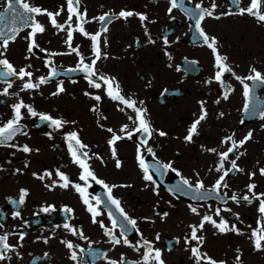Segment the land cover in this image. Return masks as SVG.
<instances>
[{"label":"flooded vegetation","instance_id":"flooded-vegetation-1","mask_svg":"<svg viewBox=\"0 0 264 264\" xmlns=\"http://www.w3.org/2000/svg\"><path fill=\"white\" fill-rule=\"evenodd\" d=\"M8 2L9 0H0V16L4 17V19L0 21V29L7 31L9 30V25L17 28L25 27L23 25L28 23L26 20L22 21L18 19L13 12L7 11ZM12 2L16 6L17 12L22 13L23 9L19 7V5H16V0H12ZM23 2L30 4V6L47 9L51 12H56L63 6L64 12L57 17V21L63 24L67 19L66 0H23ZM177 2L181 4V6L172 9L171 13H169V8L171 7L170 0H81L80 11L83 12L86 10L87 19L91 21L85 24V30L91 34H95L101 29V24L93 20V18L105 13L112 12L118 14L121 10H126L147 15L148 20L143 23L137 16L129 17L127 20L123 18L113 19L112 23L108 25V32L101 36L102 57L103 54L106 53L107 59L102 58L99 60L96 65V70L98 75L114 77L119 85L123 86L122 95L126 98L131 97L136 100L138 107L150 111L153 102H156L161 108L168 110L163 118L160 119L158 118L159 115H157L156 120L152 122L151 126L154 132L152 138L148 140L147 147H143L139 142V133H137L135 136L137 151L125 157L124 155H119L118 150L115 148V157L113 156L112 150H110V154L124 164L128 162V159L131 160L133 163L132 170L137 172L136 175H139L142 170L139 165L138 154L142 153L143 156L146 155V150L148 148H151L152 152L155 153L154 156L149 153L148 158H164V155H168L173 151L175 155H169L165 159L180 157L181 153L184 152V145L187 146L182 134L185 133V136L188 134V129L201 114V103H203V108L207 111V118L198 126V135L204 127L216 128L213 130L218 135L220 132L224 131V140L228 136H233V139L240 141L244 139L249 132L252 133V139L244 144L242 148H239L236 153L230 154L229 158L231 161L235 159L239 153H244V155L239 156V159L236 161L239 168L243 169L240 174L248 176L251 181L250 184L256 185L255 192L257 194L264 193V175L260 174V169L264 168V119H261L259 115V113L264 110V85L254 83L253 81H245L252 90L249 97L246 98L244 96L243 85L235 78L236 76L246 77L251 75L250 69L253 67L264 74V41L257 39L252 49H245V46L238 43L236 37V35H239L241 38H244L245 31L243 29L245 27L243 25V20L247 23L246 25L256 31L257 35L264 32V22H259L255 17L247 13L244 15L238 14V8L234 0H215L217 8L214 15L220 16V18L215 19L206 17L202 21L201 26L210 37H215L217 39V47L220 54L227 57V64L231 66L235 73V75L226 73L222 78L225 81V84L222 86L221 83L217 82L214 78L215 72L217 71L214 66V54L212 50L204 44L202 38L198 36L195 29L194 17L190 18L189 12L185 11L186 9L195 11V5L201 3L202 0H182V3L181 0H177ZM211 2L212 0H203V6L206 8L210 7ZM249 4L250 0H241L239 7L246 8ZM229 11L234 14L223 15V13ZM261 12L264 13V0H262L261 3ZM34 19L44 25L46 29L44 33H38L36 36L38 47L29 51L31 27L26 26L16 35L14 41L9 42L6 50L0 48V53H3L0 59H7L17 71L21 68L27 69V71L33 74L31 78L33 83H37L41 77L49 78L50 81L48 83L54 81V90L56 92L62 83L64 91L59 95H55V97H61L63 94L68 93L69 102H63L62 104L64 107H73L75 112L68 113L62 106H60V108L58 107L59 113L64 117H68L69 122L65 123L62 128L56 129L46 123H39L37 117H31L27 114L26 109H22L23 119L20 123L27 126L25 127L27 135L18 134L14 142L11 141L6 144H0V159H2L3 155H6V158L10 160L11 163L12 160H21L23 167L21 169L16 167L19 171L15 169L18 176L33 175L34 173L45 174L46 172L55 173L58 169L64 174L73 172L81 175L82 169H76L79 167L78 165L67 161V152L71 155L67 136L75 132L78 134L82 143L85 144V140L89 138V130L87 128L92 125V121L88 119L87 115H85L84 119L79 118V112L87 109L89 106L95 107L96 103L94 97L101 96L103 98L104 90L106 91L107 86L104 85L99 89L94 88L89 84L86 73L79 70L69 71L70 69H77L79 56L72 52L71 48L65 43L67 39V27L64 32H60L51 26L47 16L34 15ZM77 23L76 17L73 16V28L77 26ZM216 23L224 27L228 24L227 26L231 27L230 32H232L235 37V44H228L225 42L222 30L218 29ZM231 23L233 24L231 25ZM105 37L107 41L106 44ZM165 38H167V44L164 43ZM150 40L154 41V43L150 42ZM71 47L79 48L80 53L85 58L84 62L91 63L94 56L90 39L84 37L79 32H74ZM235 53L237 54L235 55ZM42 61L49 65V71L43 74L44 66L41 64ZM49 61H51V64H49ZM114 61H132L135 65L134 73L139 79L138 82L128 81V85L125 84L121 74L111 67V63ZM29 65H31V67H28ZM208 65H210V71L207 69ZM145 67L148 70L142 69ZM53 68L56 70V76H52ZM4 70L5 69L0 68V71ZM36 70L39 71L36 72ZM174 73L177 75L175 83L172 79ZM126 74L128 75L129 73ZM7 79L12 82V87L8 89V95H0V106H4L3 109L0 108V127L14 118L13 105L17 103L19 99H22L25 104H31L26 98H18L16 97L17 95H15L18 93V89L15 87L16 83L14 81H19V86L22 87L23 83L26 82L28 78L26 77L24 81L19 80L17 77ZM159 81H161L160 85L158 84ZM97 82L103 84L102 81L97 80ZM142 82H148L149 84L147 86L142 85ZM0 84H2L0 86L2 90L7 87V82H5L4 79H0ZM228 89H231V91L228 94V98L224 99L225 92ZM126 90H128L127 93H125ZM0 93L2 92L0 91ZM185 98V103L181 104L180 99ZM8 101H10V103H7ZM141 101H143L142 104L140 103ZM224 101L231 102L228 109H232L231 114L233 118H229V121H224L223 119L226 116L220 115L225 111L222 104ZM110 103L112 107L109 105L104 107V110H107L108 113L111 114L112 112H116L117 114L121 111L120 109L122 108L120 107L123 105L118 101L111 99ZM246 103L249 107V112L247 114L244 112ZM32 104L35 106H31L36 111H39L36 108L37 105L35 103ZM99 110L100 108L98 107V111ZM173 115H175V117ZM183 118H185L184 125L180 122V119ZM169 119L178 121L175 128H173L174 126ZM242 120L243 123H241ZM108 126L115 127V124H108ZM226 126H229L231 129H222ZM52 131L54 132L52 133ZM160 131L167 133V135L160 136L158 134ZM52 134H54V136H52ZM39 137L44 141H53L56 138L55 147L59 152L52 153V159L41 158L40 161L44 168L42 169L39 167L36 170L32 167L33 160H35L33 155L36 154L45 157L51 154V152L48 153L45 148L40 147L36 149L35 140ZM21 138H24L23 143L19 140ZM7 144L14 145L12 146L14 149L19 145L20 148L27 145L33 149V151L30 153H24L22 151L13 152V148L9 147ZM230 146L231 144L229 142L225 151ZM129 147L130 143L126 149L128 150ZM200 149L205 151L206 146L201 145ZM213 149L217 150L216 147ZM85 150L89 153L90 157L87 161L88 164H93L94 159H102L99 155L94 154L93 151H89L88 148ZM97 157H100V159ZM53 160L59 162V164H52L51 161ZM6 166H8V164L3 167ZM177 166L180 167L181 165L178 164ZM13 170V167H7V171L4 175H13ZM91 170L94 172V169L91 168ZM115 170L119 169L115 168ZM252 173L255 175L251 176L250 174ZM73 179H75L73 176L70 177L71 181H73ZM231 180L233 184H237V175L233 176ZM77 181L76 184L84 186V181H80L79 179ZM60 183L62 182L56 183V186ZM244 186V183L240 184L241 188H244ZM49 188L51 189L52 187ZM233 188L236 191L235 193L240 194V190L236 189L239 187L233 185ZM93 189H95L94 182L89 180V199L90 196H92L91 193H93ZM12 199L13 197L7 196L6 201H0V212L2 211V213H0V223L5 225L2 231L5 230L4 232L6 233H9L10 229H12V226H9V223L12 221L24 219L27 225H29L30 215L27 214L24 216L20 214L21 216L13 217L9 221L4 220L5 218L10 219L14 214V207L10 205ZM44 199L46 200V197H44ZM123 204L127 208V212L130 213L132 219L138 215L137 208L132 206L127 199L126 202L123 201ZM83 205L84 213L91 219V213L87 210V206L84 203ZM217 205L221 207L220 204ZM46 207L47 205H44V208ZM98 210L101 209L98 207ZM52 211H56V208L50 211L43 210L40 212L47 213ZM105 213L107 214L106 211ZM231 213L233 215L235 214L234 212ZM244 216H248L247 213H245ZM71 217H73V214ZM107 217L108 219L110 218L109 216ZM76 220L80 222V220ZM248 220L250 224L249 230L252 231L254 227H257L259 219L255 220L254 216L250 215ZM22 222L23 220L17 222L15 229L23 227L25 224H22ZM239 223L241 224L240 219ZM136 229L138 228L136 227ZM136 229H131V227H129L128 231L132 232L127 238L130 240L133 238L138 242L140 241V231ZM118 230L121 235V229ZM103 234L105 235V228H103ZM121 256L125 258V254L120 255V258ZM180 263L187 264L185 260H180Z\"/></svg>","mask_w":264,"mask_h":264},{"label":"snow or ice","instance_id":"snow-or-ice-1","mask_svg":"<svg viewBox=\"0 0 264 264\" xmlns=\"http://www.w3.org/2000/svg\"><path fill=\"white\" fill-rule=\"evenodd\" d=\"M237 8H238V14L244 15L247 13L248 15H251L255 17L259 22H264V13L261 12V3L262 0H250V4L248 7H239L241 0H234ZM182 3V0H181ZM16 5H19L23 9V12H17L16 6L13 4L12 0H9L8 2V9L7 11L13 12L15 16L18 17V19L22 21H27L28 23L25 25L27 27H31L30 37H31V43L29 45V51H31L33 48L38 47L36 43V36L38 33H44L45 32V26L40 24L38 21H35L34 15L37 16H47L49 19V22L51 26L60 32H64L67 27V39L65 43L71 48V51L76 53L77 56H79V64L77 66V69H70L69 71H82L87 74V79L89 84L94 88H101L102 86L106 85V93L107 95L114 101H118L120 104L124 105L125 108L131 109L132 112L135 114V119L133 116H128V119L136 125L133 131H129L128 125H123L120 129L122 133H125L126 135H117L112 128H108L107 131L109 133H112V137L109 140V144L112 145V153L115 157L116 149L115 145L118 141L123 140L125 138L132 139L134 133H144L146 136V139L143 140V143L146 145L148 142V139L152 138L154 129L152 128L149 119L147 118V109L138 107L137 101L132 99L131 97L126 98L124 95H122V89L120 88L119 83L115 80L114 77H109L105 75H98L96 70V65L99 60L102 58L107 59L106 53L103 54L102 57V48H101V36L104 33L108 32V25L112 23L114 18H123L127 20L129 17L137 16L139 20L143 23L144 21L148 20V17L146 14L141 13H134L132 11H126L121 10L118 14L116 13H105L103 15H100L98 17H94L93 20L98 21L101 24V29L97 31L95 34H91L85 30V24L90 23L87 19V11H80V5L81 0H66L67 5V19L63 24L59 23L57 21V17L60 16L64 12V7L61 6V8L56 12L48 11L47 9H42L40 7H34L30 6V4L23 2V0H16ZM171 7L169 8V13H171V10L177 7H180L181 4H178L177 0H170ZM217 8V5L215 3V0H212L210 7H204L203 6V0L201 3H198L195 5V11L186 9V12H189L190 18L195 19V29L198 33V36L202 38L203 42L207 47H209L215 58V68L217 71L215 72V80L217 82H220L223 86L225 84V81L222 79L226 73H231L235 75L233 72V69L231 66L227 64V57L220 54L217 44L218 41L215 37H210L202 28L201 23L206 17H212L215 19H219L220 16L214 15L215 10ZM34 14V15H33ZM231 11L227 13H223V15H232ZM73 16L76 17L77 26L73 28ZM4 19L3 16H0V21ZM20 28H17L13 26L9 32L4 31L3 29H0V48L7 49L9 42L14 41L16 38V35L19 33ZM79 32L84 37L88 38L92 42V49H93V56L94 58L91 60V63H85L84 56L80 53L79 48H72V40H73V33ZM106 37H105V44H106ZM153 42L154 41H151ZM164 43L167 44V38H165ZM3 53H0V56H2ZM171 58V57H169ZM195 63V62H193ZM49 64H51V61H49ZM28 67H31L29 65ZM0 68L5 69L4 71H0V79H4L5 82H7V87L3 90L0 95H8V89L12 87V82L8 80L7 78L11 77H17L19 80L24 81L27 77L28 80L23 83L21 87V91H28L32 89H38L40 85L46 84L49 82V78L41 77L39 78V81L37 83H33L32 73L27 71L25 68H21L19 71L7 60V59H0ZM179 70V69H178ZM251 75H248L246 77H240L236 76L235 78L240 81V83L244 87V96L247 98L250 95V92L252 91L251 88L245 81H253L254 83L264 85V74L257 71L255 67L250 69ZM56 70L55 68L52 69V76H56ZM95 78V79H94ZM97 80L102 81L103 84L98 83ZM64 91V88L62 86V83L58 87L57 92L53 93V95H59ZM167 91V90H165ZM231 91V89H228L225 92L224 99L228 98V94ZM15 95H19V93H16ZM95 100L99 101L101 99L100 96H95ZM219 102V101H217ZM141 104L143 101L140 102ZM22 109L27 110V114H29L31 117H39L41 121L44 122H50L51 126H53L56 129L62 128L66 121L60 120V119H54L52 116L38 113L31 105L25 104L22 99H20L17 103L13 105L14 110V118L9 120L4 126L0 127V144H6L9 141H12L16 135H27V133L23 130V126L20 124V121L23 119ZM95 110V109H93ZM121 111H124V109H120ZM244 112L247 114L249 112L248 104L246 103L244 106ZM221 116L223 113L220 114ZM260 118L264 119V110H262L260 113ZM207 118V111L203 108V103H201V114L199 115L198 119H196L191 127L188 129V134L185 136V140L187 142H191L193 140V137L195 135H198V126L201 124L202 121L206 120ZM243 123V120L241 121ZM160 136H166L167 133L160 131L158 133ZM252 139V133L249 132L248 135L240 140L236 141L233 139V136H228L225 140L222 141L224 144H228L230 142L231 146L224 152L217 153L219 156V163L218 166L215 168V171L217 173H222L219 178L217 179L216 183L213 185L211 189H205L204 182L202 180H198L197 183L193 186L191 182L187 179L182 178V184L187 186L189 189L193 190L194 195L193 199L196 200H207L210 199L211 196L209 193L215 192L217 195H219L221 188H227L228 185L226 183V177L229 176V173L232 171L236 172H242L243 169L239 168L237 164V160L239 159V156L244 155V153H239L235 159H232L230 161V168L225 169V161L229 160V156L232 153H236L239 148H242L244 144H246L249 140ZM67 140L69 142V149L73 158V162L77 164L81 169L82 173L79 177L81 181H84V186H81L80 184H74L72 187H74L75 191L80 194L83 203L87 206V210L91 213L92 216V222L97 223L96 217L101 215V212L98 210V205L102 203L99 197H94L96 204L93 205L92 201L89 199L88 194V186H89V180L95 181L98 184H102L107 189V199L111 202L112 205H115L116 209L119 210V214L122 217L124 223L120 225L121 227V238H117L114 233V229L117 227V221L115 218H113L112 212H109L108 215L111 218L112 228L107 229L105 228V235L110 237V242L114 245H120L123 243L124 245H127L128 247L133 248L136 252H140L141 249H144V252L142 254V260L140 261H134L131 262V264H165L164 259L162 258V251L154 246V244L144 239L141 234V240L138 241L136 244L130 243L129 239L127 238L126 233L129 230V226L131 229H136L137 221L135 219L130 218L125 212L124 209L120 206V201L115 199L111 193H112V187H109L107 184L104 183V181L97 179L95 173L91 170V166L88 164L89 153L87 151H81L83 149L87 148V145L83 144L82 141L79 139L78 134L73 132L67 136ZM14 146V145H9ZM20 151L24 153H30L33 151L30 147L27 145H24L22 148H20ZM147 151L151 153L153 156L155 153L152 152L151 148H148ZM208 151L216 153V149H209ZM139 153V149H138ZM100 159V157H97ZM138 161L141 169L145 173L144 179L146 181H152L153 180L152 174L149 172V165L145 163V160L143 159L142 153L138 154ZM120 166L119 161H117V167ZM161 169L163 170H171L176 171V169L172 168L171 163L168 164H160L159 167L156 169L157 172H159ZM19 171V169H17ZM179 174V173H178ZM260 174L264 175V168L260 169ZM52 173L46 172L44 176H40L39 179L43 180L45 176L51 177ZM198 175V174H197ZM251 176H254L255 174H250ZM57 176L62 183H60L58 186L61 188H68L71 184V181L69 180V177L66 176L63 172H57ZM56 182L54 181L52 185L49 187H55ZM256 185L250 184L248 185V191L252 194L244 195L241 198H237L236 196H233L232 199L239 202L240 199L246 202H251L253 199L259 201L258 206V213L261 217V219L257 222V227L251 231L250 239L253 241L254 249L257 251L264 250V193L257 194L255 192ZM180 189L178 188L177 191ZM28 193L25 190H22V194L20 196V199L18 201L19 204L24 203V198L27 196ZM12 203H17V201H11ZM191 212L194 214L199 215L196 207L190 208ZM47 211V209H45ZM65 212H72L71 208H65ZM221 209H216V216L220 215ZM166 215V214H165ZM16 216H19V212L16 213ZM205 223H209L215 228L219 233H226V232H235L238 235H243L242 232L235 226L232 225L229 227L228 222L221 218L219 222H217L216 219H214L210 215H204L202 217V221L199 225H191V234L190 238H186V244H191L193 241L196 242L197 246L191 247V255L195 260V264H227L226 261H217L210 257L207 252H201L200 247L203 245L204 242V236L198 235V231H202L204 228ZM65 228H69L70 231L74 235L77 234L76 229L70 228L69 225H65ZM101 227L104 228L105 226L101 222ZM138 231V229H136ZM79 235L82 239H86L84 237L83 232H79ZM20 239L23 240V236H20ZM157 240H159V235L156 237ZM45 243L47 241L45 240ZM65 243L66 247L71 251L74 249V245L71 242L63 241ZM177 243L179 241L177 240ZM14 246L10 245L8 243V234L0 235V261H4L6 259H10V257L7 256L8 252L14 251ZM81 253L84 252V249H80ZM238 255L236 256V264H241V254L240 250L237 249ZM47 255V254H45ZM99 256L105 257V253H98ZM70 258L73 261H78L77 253L75 251H71ZM79 264V262H78ZM108 264H128V262L125 261V258L121 256V259L119 262L117 261H108Z\"/></svg>","mask_w":264,"mask_h":264},{"label":"rangeland","instance_id":"rangeland-1","mask_svg":"<svg viewBox=\"0 0 264 264\" xmlns=\"http://www.w3.org/2000/svg\"><path fill=\"white\" fill-rule=\"evenodd\" d=\"M88 1V0H87ZM243 20V25H244V31L245 35L244 38H241V36L236 35L238 39V43H241L243 46H245V49H252L257 41V39L264 41V32L259 35L256 34V31L246 25L247 23L244 22ZM240 22V21H239ZM210 23V22H209ZM212 23V22H211ZM218 25V29L222 30V33L225 38V42L235 44V37L232 32H230L231 27L227 26H222L219 23H216ZM233 23H231L232 25ZM213 26V25H212ZM211 26V27H212ZM215 30V29H214ZM217 30V29H216ZM255 40V41H254ZM50 46V45H47ZM237 53H235L236 55ZM234 55V57H235ZM111 67L117 71L118 73L121 74L122 79L124 80L125 84H127L128 81L131 82H138V77L135 75V65L133 64L132 61H114L111 63ZM144 70H148L146 67L142 68ZM208 71H210V65L207 66ZM38 72V71H36ZM126 73H129L128 75ZM172 79L174 80V83L176 82L177 75L174 73L172 76ZM15 87L18 89L19 95L16 96L18 98L23 97L26 98L27 100L30 101V103H35L37 105V109L39 111L43 110H51L53 113L57 112V106L62 108L68 112V113H74L75 109L73 107H64V103L69 102V94L65 93L61 97H55L49 95L50 91L53 90L54 85H46L40 87L38 91L35 90H28V91H21V87L19 86V81H14ZM160 82L158 84L160 85ZM147 83V82H146ZM149 84V83H148ZM2 84H0L1 86ZM128 85V84H127ZM142 85H146L145 82H142ZM147 86V85H146ZM159 89V88H158ZM81 98V97H80ZM82 99V98H81ZM185 99H180L181 104L185 103ZM7 103H10L8 101ZM231 102L230 101H225L223 102V107L225 109V118L223 119L224 121H229L230 117L232 118L233 116L231 115V110L228 109L230 106ZM4 106H0V108L3 109ZM170 108V107H168ZM152 109L155 115H159L158 118H163L165 113L167 114V109L161 108L156 102L152 105ZM84 113H87V111H82ZM90 113V112H89ZM91 114V113H90ZM116 113L112 112L110 116L114 118V115ZM175 117V115H173ZM110 117V118H111ZM121 121L124 120L123 116L121 115L119 117ZM165 119V118H164ZM172 122V125L175 128L178 124L177 120H172L169 119ZM103 121V120H102ZM103 122L105 123H113L114 122L111 119L104 120ZM119 122V121H118ZM181 124L184 125L185 118L180 119ZM212 127H205V131L209 132L208 134H204L203 136L206 137V140H201L202 137H200L196 143H188L187 146L184 145V155L178 157V160L180 164L183 165V168L188 171H192L193 168H198L197 166L199 165H204L206 167H209V162L213 158V154L211 153H205L201 151L199 145L200 143L208 144V145H215V143H218L220 134H216V132ZM216 129V128H214ZM219 129V128H217ZM94 133L90 135V140L93 142H99L100 145H103L105 142L106 137L109 135V133H99L97 130H100L96 124L95 128L93 129ZM179 130V129H178ZM184 134V133H183ZM182 134V135H183ZM56 140V138H55ZM55 140L53 141H44L41 140V137L37 138L35 140L36 142V149L45 148L47 152H51L50 155L48 156H38L36 154L33 155L35 157V160H33L32 167L34 169H38L39 167H43L41 164L40 159L41 158H46V159H52V153L54 152H59V150L55 147ZM90 141V142H91ZM92 143V142H91ZM132 143V142H131ZM130 143V147L128 150L125 151V157H128L130 153L134 152V147L133 144ZM126 143L125 146L127 148ZM197 148V149H196ZM13 152H20L19 148H16L13 150ZM169 155H175V152H170L168 155H164V158H167ZM3 160H0V201H6V197L11 194H18L19 193V186L20 185H27L30 188V193L28 194V210L32 211L33 208H38L41 203L46 201L44 199L45 193L44 189H46L43 185V181H47L48 179H39V178H33L32 176L29 175H24L21 176L15 172V169L19 168L21 169L23 167V163L21 160H12V163L10 160L6 158V155L2 156ZM128 159V158H127ZM187 159V160H186ZM128 162L124 164V167L119 170H115L114 166L113 167H106V168H99V171L101 174L106 175L107 178L110 180L114 181L115 184H118V181H129L132 183V185H128L125 188H119L118 193L120 195H124L125 198L129 203H131L132 206L136 207L137 213L141 215L149 214L152 212V205L155 203V201L159 203H163L161 197H155L153 196L149 191H144V193H140L142 189L140 188V185L137 183V175L135 171H133L132 166L133 163L131 160H127ZM177 161V163L179 164ZM25 163V162H24ZM51 163H59L55 160L51 161ZM8 164V166L3 167L4 165ZM110 164L113 165V159L110 160ZM179 164V165H180ZM2 167V168H1ZM7 167H13L14 170L12 172L13 175L6 176L4 173L7 171ZM17 167V168H16ZM199 169V168H198ZM214 175L211 176L213 178ZM212 180V179H211ZM60 189H56L54 191H51V195L48 196V200H55L56 202H61V201H67L70 202L73 200V194L71 191H73V187L70 186L66 190L60 191ZM166 201L164 204H169L170 208H168V211L170 212L167 216L164 218H157L156 221L158 222V226L163 229L165 232L169 231L170 234H178V235H183L184 233L187 234L189 230V225H191L192 221H195L199 218V215L190 213L189 208L186 206V204L182 201H173L169 200V198L165 197ZM61 200V201H59ZM140 204V206H139ZM79 212H81L80 207L78 206ZM154 215V211L150 214ZM248 217L250 215H254L253 211H247ZM172 220V222H170ZM83 222L81 225L84 227L88 228L90 231H92L95 236L92 238V240H101L100 236V226H95L94 223H90L89 220L85 217L81 219ZM247 221H249L247 219ZM85 222V223H84ZM165 222V223H163ZM245 222V221H244ZM152 223V224H151ZM154 222H147V226L150 227V230L148 229L150 234H154L152 229V226ZM246 223V222H245ZM3 225H0V228H2ZM44 234L46 237L49 235L52 236H59V234H65L68 231L64 227H55V228H47L43 229ZM206 234L207 238L204 240V246L207 248L210 256L212 258H216L217 260H223L226 261L227 264H233V262H236V256L238 255L237 249L240 250L241 254V264H264V251H253L250 245V236L247 234L243 235H234L235 233L232 232H227L224 234H215L214 228L212 225H207L206 226ZM190 233V231H189ZM64 241H68L67 239ZM57 242L58 245L56 243ZM185 241L183 240V243L180 245L179 249L175 252L168 253L169 260L171 262H180L182 257L187 260L189 258V252L185 250ZM29 245L26 248V244ZM53 243V244H52ZM52 244V245H51ZM35 245L37 246V249L41 251L45 248H53V250L56 252V257L54 260V264H73L74 262L70 260L67 254V248L65 247V243L60 242L59 238L56 237L55 239H52L50 244L46 245L42 241L40 242H35L34 236H29L27 237L26 241L24 242L23 247L26 248L27 250L32 249V246ZM33 250V251H34ZM123 250V247L120 246L114 250L116 255L118 256L120 251ZM129 252H131L133 255V249L130 248ZM28 252H26L25 255H27ZM138 256V254L134 255ZM22 258L19 256H15L14 258H11L8 263L2 261L0 264H22ZM99 264H108V262H100Z\"/></svg>","mask_w":264,"mask_h":264}]
</instances>
